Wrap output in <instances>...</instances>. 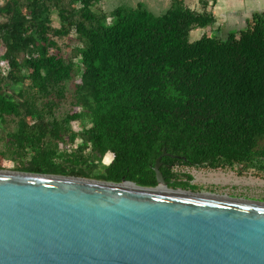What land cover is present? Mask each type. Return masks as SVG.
<instances>
[{"label":"trees","instance_id":"1","mask_svg":"<svg viewBox=\"0 0 264 264\" xmlns=\"http://www.w3.org/2000/svg\"><path fill=\"white\" fill-rule=\"evenodd\" d=\"M100 1L0 0V168L154 187L165 148L172 189L198 188L176 166L264 175V12L221 37L207 0Z\"/></svg>","mask_w":264,"mask_h":264},{"label":"water","instance_id":"2","mask_svg":"<svg viewBox=\"0 0 264 264\" xmlns=\"http://www.w3.org/2000/svg\"><path fill=\"white\" fill-rule=\"evenodd\" d=\"M0 169V264H264V201Z\"/></svg>","mask_w":264,"mask_h":264},{"label":"rangeland","instance_id":"3","mask_svg":"<svg viewBox=\"0 0 264 264\" xmlns=\"http://www.w3.org/2000/svg\"><path fill=\"white\" fill-rule=\"evenodd\" d=\"M170 2L171 0H101L94 8L95 10L108 13L117 6L132 7L137 3H141L152 13L161 14L169 8ZM207 2L208 9H210L212 13L214 12L216 16L214 26L222 28L225 27V25L230 26V23L224 24V14L223 16L220 14L221 8L223 7L224 10L227 11L229 8L235 9L236 5L229 4L224 7L221 0H207ZM252 2L253 0H243V4L245 6ZM185 3L190 8L196 10L202 9L201 0H185ZM247 7H251V5ZM107 20L109 21L110 18L108 17ZM53 24L58 26V19L55 13L53 14ZM232 25L233 24H231V26ZM202 32V29H195L191 31L189 35L190 41L199 38ZM217 34L221 37L226 36L223 31H219ZM3 70H6L5 66H3ZM72 128L73 130H78L79 125L76 122H73ZM111 158L112 156L110 153L105 154L100 162V167L106 166L110 162ZM0 169L15 171V162L11 159H4L1 163ZM174 171L190 174L192 176L190 183L197 185L198 188L190 191L264 201V175L262 174L257 175L251 171L238 173L237 168L210 169L201 166H176Z\"/></svg>","mask_w":264,"mask_h":264},{"label":"crops","instance_id":"4","mask_svg":"<svg viewBox=\"0 0 264 264\" xmlns=\"http://www.w3.org/2000/svg\"><path fill=\"white\" fill-rule=\"evenodd\" d=\"M221 3L224 5H236L235 9L229 8L224 10L221 8V16L224 14V24L230 23V26L220 27L219 31L225 32L227 35L230 31L242 28L245 24L246 20L251 16L254 12H264V0H253L252 3H248L247 6L251 5V7H247L243 4V0H221ZM221 7V6H220ZM214 14V12H213ZM216 19V16L214 14ZM223 24V25H224ZM231 24H233L231 26Z\"/></svg>","mask_w":264,"mask_h":264}]
</instances>
